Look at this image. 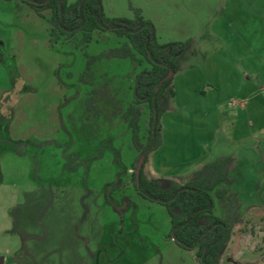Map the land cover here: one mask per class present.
I'll use <instances>...</instances> for the list:
<instances>
[{
  "label": "rangeland",
  "instance_id": "1",
  "mask_svg": "<svg viewBox=\"0 0 264 264\" xmlns=\"http://www.w3.org/2000/svg\"><path fill=\"white\" fill-rule=\"evenodd\" d=\"M102 4L111 17L140 9L160 43L192 39L145 173L185 182L233 155L237 179L219 188L237 191L242 207L221 264H264V0ZM50 15L0 0V264H200L169 236L166 207L134 185L139 151L122 113L147 63L104 56L125 41L112 32L57 38ZM227 210L216 198V214Z\"/></svg>",
  "mask_w": 264,
  "mask_h": 264
},
{
  "label": "trees",
  "instance_id": "2",
  "mask_svg": "<svg viewBox=\"0 0 264 264\" xmlns=\"http://www.w3.org/2000/svg\"><path fill=\"white\" fill-rule=\"evenodd\" d=\"M29 5L39 16L50 11L52 34L59 38H73L79 32L90 42L94 31L112 32L125 41L110 48L104 56L127 58L138 65L147 63L134 78L133 101L122 113L133 132V140L139 151L133 167V179L137 192L153 202L164 205L169 213L171 229L169 236L185 250H193L200 264H221V258L240 221L242 203L237 191L219 188L221 183L232 185L235 178L230 175L234 164L233 155L220 156L202 165L183 182L181 176L149 177L145 165L149 154L160 143V118L170 109L175 96L173 78L181 67V61L192 47V39L160 43L153 22L140 9H134V17L107 16L102 0H19ZM100 58L91 56L87 70ZM173 75L162 81L168 73ZM92 100V98L88 99ZM149 109V128L146 143L140 139L141 106ZM144 155L145 162L139 178L137 164ZM120 177L112 187L120 184ZM226 198L228 210L225 216L216 214V198Z\"/></svg>",
  "mask_w": 264,
  "mask_h": 264
},
{
  "label": "water",
  "instance_id": "3",
  "mask_svg": "<svg viewBox=\"0 0 264 264\" xmlns=\"http://www.w3.org/2000/svg\"><path fill=\"white\" fill-rule=\"evenodd\" d=\"M172 75H173V72L170 71V72L168 73V75L162 79L161 82L167 80V79L170 78ZM143 162H144V155H142V156L140 157V159H139V161H138V164H137V169H136V177H137V179H138L139 176H140L141 169H142V166H143Z\"/></svg>",
  "mask_w": 264,
  "mask_h": 264
},
{
  "label": "crops",
  "instance_id": "4",
  "mask_svg": "<svg viewBox=\"0 0 264 264\" xmlns=\"http://www.w3.org/2000/svg\"><path fill=\"white\" fill-rule=\"evenodd\" d=\"M246 107H247L246 103H242L239 113L242 114V111H244V109L246 110ZM242 115H243V114H242ZM223 156H224V155H223ZM211 161H212V160H211ZM209 162H210V161H209ZM237 162H238V160H237ZM205 163H206V162H205ZM203 165H204V164H203ZM236 165H237V163L235 162L234 165H233V167H231V169H230V175H231L232 177H234L235 179H237L236 176H235V174H234V171H235Z\"/></svg>",
  "mask_w": 264,
  "mask_h": 264
}]
</instances>
